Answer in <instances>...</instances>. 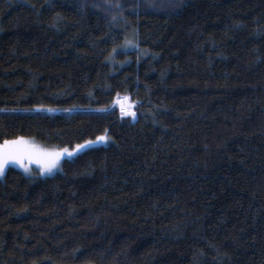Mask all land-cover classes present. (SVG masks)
Returning a JSON list of instances; mask_svg holds the SVG:
<instances>
[{"label":"trees","instance_id":"obj_1","mask_svg":"<svg viewBox=\"0 0 264 264\" xmlns=\"http://www.w3.org/2000/svg\"><path fill=\"white\" fill-rule=\"evenodd\" d=\"M102 134L6 169L0 264H264V0H0V142Z\"/></svg>","mask_w":264,"mask_h":264},{"label":"rangeland","instance_id":"obj_2","mask_svg":"<svg viewBox=\"0 0 264 264\" xmlns=\"http://www.w3.org/2000/svg\"><path fill=\"white\" fill-rule=\"evenodd\" d=\"M121 100L123 101L121 102ZM122 103H124V106L126 108L127 106L126 101L123 98L117 100L116 102L119 110H121ZM101 136H107L108 139L105 141H99L97 138ZM20 138H23V140L25 141V143L20 146L21 150L25 153L24 159L21 162L10 161L5 167L4 173L9 166H13L20 169L23 173H25L28 176H50L61 170L62 162L65 159L74 158L79 153H81L82 151L88 148L100 146V145H107L111 141V137L108 134H102L97 136L96 138L89 139L82 143H79V144H85L86 146L80 151L75 152L72 156H68L67 154L61 156L56 166L52 169V171L49 172L45 170V165L49 161V158L45 155V153L53 152V151H61L64 148H67L69 151H72L78 144L72 146L56 147V146L44 145L35 138H30V137H18L12 140H18ZM89 141H91L92 143H87ZM3 142H0V144H3ZM25 167H27L28 169L27 171L25 170ZM3 176L4 174L0 175V178H2Z\"/></svg>","mask_w":264,"mask_h":264},{"label":"snow or ice","instance_id":"obj_3","mask_svg":"<svg viewBox=\"0 0 264 264\" xmlns=\"http://www.w3.org/2000/svg\"><path fill=\"white\" fill-rule=\"evenodd\" d=\"M119 6V5H117ZM133 105L129 104V107ZM121 112L122 114H127L135 117V112L128 111L123 104H121ZM99 141L107 140V136H101L97 138ZM25 141L23 138L18 140H4L3 144H0V175L4 174L5 167L10 161L21 162L24 159L25 153L21 150V145H23ZM87 143H92L91 141ZM86 145L78 144L76 147L69 151L67 148L62 149L61 151H53L45 153V155L49 158L48 163L45 165L46 171H52V169L56 166L59 158L65 154L68 156H72L75 152L80 151ZM27 171V167H25Z\"/></svg>","mask_w":264,"mask_h":264},{"label":"bare ground","instance_id":"obj_4","mask_svg":"<svg viewBox=\"0 0 264 264\" xmlns=\"http://www.w3.org/2000/svg\"><path fill=\"white\" fill-rule=\"evenodd\" d=\"M123 100H121V102H122ZM123 105H124V103H122Z\"/></svg>","mask_w":264,"mask_h":264}]
</instances>
